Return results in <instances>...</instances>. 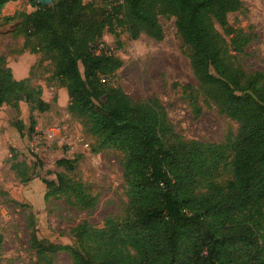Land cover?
Returning <instances> with one entry per match:
<instances>
[{"label":"trees","instance_id":"obj_1","mask_svg":"<svg viewBox=\"0 0 264 264\" xmlns=\"http://www.w3.org/2000/svg\"><path fill=\"white\" fill-rule=\"evenodd\" d=\"M8 1L0 0V10ZM30 2L34 10L23 16L17 33L38 38L56 57L55 74L71 98L69 111L86 122L96 139L92 150L124 153L129 198L123 217H108L101 227L79 224L73 230L75 245L40 234L30 209V245L39 261L53 264L64 250L73 264H264V75L243 68L240 57L253 35L228 20L230 13L243 9V1L123 0L114 9L124 8L135 38L145 31L163 39L159 15L175 16L207 102L239 124L235 135L218 144L181 136L170 140L174 127L157 97L136 100L122 87L103 83L100 75L122 65L90 47L112 24L108 11L85 0ZM42 94L29 78L17 79L0 55V107L18 109L25 99L45 111L50 104ZM188 97L199 117L198 95ZM13 125L24 133L22 120ZM36 125L32 119L29 133ZM75 163L67 157L57 160L68 170ZM11 166L23 182L36 176L17 157ZM228 172L231 177L222 179ZM56 176L42 179L46 199L65 196L80 208L96 206L97 197L82 181L61 172Z\"/></svg>","mask_w":264,"mask_h":264},{"label":"rangeland","instance_id":"obj_2","mask_svg":"<svg viewBox=\"0 0 264 264\" xmlns=\"http://www.w3.org/2000/svg\"><path fill=\"white\" fill-rule=\"evenodd\" d=\"M108 11L112 24L104 29L101 39L122 65L106 77L107 87H122L136 100L157 97L167 111L174 133L187 141L222 143L238 132L239 124L219 108L208 103L204 89L196 77L176 26L175 16L159 15L164 38L158 40L145 31L135 38L130 32L124 8L115 11L123 0H85ZM243 9L228 15L229 24L251 31L253 38L240 61L248 73L264 75V0H242ZM34 10L30 0H10L0 10V55L6 57L17 79L29 78L39 86L42 98L50 104L41 111L25 99L19 108L0 107V264H44L30 245L31 230L27 215L32 209L42 234L58 244L75 245L73 230L87 221L101 227L108 217H123L129 198L123 174L124 153L117 149L92 150L96 142L86 122L69 111L71 98L61 85L56 71V57L40 46L38 38L17 33L23 16ZM218 29L223 32L222 28ZM228 38V37H227ZM198 95L202 114L196 117L188 94ZM25 124L21 134L13 122ZM32 119L36 130L29 133ZM25 162L36 176L21 181L12 168L14 158ZM62 157L75 159L76 168L58 166ZM64 173L82 181L97 197L94 208L84 209L65 196L46 199L43 178L56 179ZM35 175V174H34ZM225 173L222 179H229ZM53 264H73L68 251H60Z\"/></svg>","mask_w":264,"mask_h":264},{"label":"built area","instance_id":"obj_3","mask_svg":"<svg viewBox=\"0 0 264 264\" xmlns=\"http://www.w3.org/2000/svg\"><path fill=\"white\" fill-rule=\"evenodd\" d=\"M91 47H93L91 45ZM94 54L96 55H107V56H111L113 53H112V50L105 47L104 43L102 41L100 42H97L95 45H94V51H93ZM100 78L102 81H106V77L104 75H100Z\"/></svg>","mask_w":264,"mask_h":264},{"label":"water","instance_id":"obj_4","mask_svg":"<svg viewBox=\"0 0 264 264\" xmlns=\"http://www.w3.org/2000/svg\"><path fill=\"white\" fill-rule=\"evenodd\" d=\"M39 3H42L44 5H51L53 4L54 0H37Z\"/></svg>","mask_w":264,"mask_h":264}]
</instances>
